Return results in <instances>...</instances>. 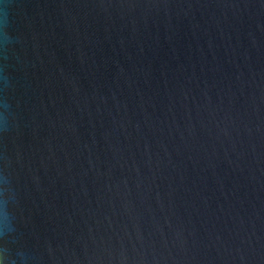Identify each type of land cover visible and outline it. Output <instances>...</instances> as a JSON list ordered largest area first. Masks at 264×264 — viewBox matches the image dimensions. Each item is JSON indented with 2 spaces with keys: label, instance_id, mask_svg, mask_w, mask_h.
Here are the masks:
<instances>
[{
  "label": "water",
  "instance_id": "95a60500",
  "mask_svg": "<svg viewBox=\"0 0 264 264\" xmlns=\"http://www.w3.org/2000/svg\"><path fill=\"white\" fill-rule=\"evenodd\" d=\"M4 30L0 264H264V0H0Z\"/></svg>",
  "mask_w": 264,
  "mask_h": 264
},
{
  "label": "clouds",
  "instance_id": "9594fccd",
  "mask_svg": "<svg viewBox=\"0 0 264 264\" xmlns=\"http://www.w3.org/2000/svg\"><path fill=\"white\" fill-rule=\"evenodd\" d=\"M5 25L7 24V17H5L2 22ZM12 41V37L7 30L0 32V47H3L7 50L9 44ZM5 84H7V79L5 78ZM10 105L7 101H4L0 104V113H7ZM8 120H0V130L7 131ZM15 233V221H14V212L10 207L8 202L0 203V243H3L5 247L13 240ZM23 259V257L21 258Z\"/></svg>",
  "mask_w": 264,
  "mask_h": 264
}]
</instances>
